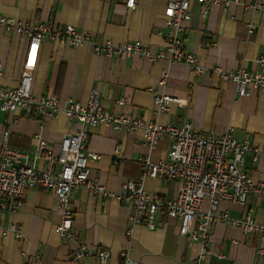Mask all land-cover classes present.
I'll use <instances>...</instances> for the list:
<instances>
[{
    "label": "crops",
    "instance_id": "obj_1",
    "mask_svg": "<svg viewBox=\"0 0 264 264\" xmlns=\"http://www.w3.org/2000/svg\"><path fill=\"white\" fill-rule=\"evenodd\" d=\"M253 1L236 0L224 8L190 0V18L183 22V45L198 57L206 69L203 73L194 74L185 63L138 54L125 58L96 55L90 43L72 47L44 40L33 68L32 93L84 104L89 92L95 90L108 111L160 125L188 122L195 130L216 134L231 128L238 141L264 147V91H252L235 100L234 82L222 80L213 70H261L257 59L264 57V14L249 7ZM165 6L166 0H136L134 9L126 7L125 0H0V15L30 23L51 22L59 29L71 24L91 35L95 43L139 40L149 55H155L165 42ZM250 24L255 26L251 33ZM27 45V37L0 26V86H17ZM163 74L165 82L159 84ZM149 89L183 103L170 102L165 110L157 111ZM120 98L124 104L117 102ZM85 129L90 176L111 191H121L128 179L138 177L137 158L148 154L151 161L158 162L170 145L169 138L163 136L149 149L140 131L130 133L105 125ZM5 130L10 146L33 154L36 135L45 141L46 149L56 152L62 136L73 131L74 125L62 112L40 117L15 109L8 114L0 111V143ZM44 162L43 158L34 160L38 168ZM244 170L251 181H264V157L253 161L252 154L245 153ZM143 184L159 199H170L177 192V183L167 178H145ZM71 200L76 239L64 238L53 229L61 219L57 196L40 187L27 189L20 206L1 216L0 230L13 225L22 236L11 232L3 237L0 231V264H93L97 248L109 252V264H121L122 251L131 264H264V252L259 251L264 241L223 220L211 223L207 252L199 258L201 243L188 242L178 232L179 221L163 212L158 216L162 224L156 229L139 223L127 235L128 204L101 193L91 194L83 187L72 191ZM219 207L239 220L250 212L264 224V198L251 194L243 205L221 202ZM79 243L85 246V254L74 260Z\"/></svg>",
    "mask_w": 264,
    "mask_h": 264
},
{
    "label": "built area",
    "instance_id": "obj_2",
    "mask_svg": "<svg viewBox=\"0 0 264 264\" xmlns=\"http://www.w3.org/2000/svg\"><path fill=\"white\" fill-rule=\"evenodd\" d=\"M150 1V0H148ZM236 0H197L200 5L219 4L227 7ZM190 0H166L163 12V22L167 28L163 33L164 45L155 55H149L148 49L139 41H126L115 44L113 41L95 43L91 35L82 33L71 24L63 29L55 28L51 22H24L0 15V26L5 31L24 35L28 39L25 58L19 82L16 87L0 86V111L8 114L15 109H22L28 115L40 117L54 116L63 113L74 125V130L64 134L58 150L45 148V141L36 135V146L33 154L13 148L8 144V130L2 134L0 143V219L5 212L16 210L27 189L40 187L52 191L58 199L60 222L53 228L60 236L76 239L74 226V209L71 193L78 187L86 188L89 193H101L104 197L113 198L130 206L128 215L129 227L126 234L130 235L135 224H143L149 230H154L160 224L159 214L163 212L167 218L179 221L178 232L187 238L188 242L199 241L201 249L198 257L207 252V242L211 238L210 225L214 221L223 220L238 225L251 235H257L264 241V224L258 223L250 212H245L242 218H232L227 211L221 209V202H232L243 205L249 195L264 198V181L253 182L244 170V154L250 152L253 161L264 157V147H257L248 140L238 141L231 128L223 133L198 131L190 123L183 125H160L143 118L123 113H114L104 109L99 101L97 91L88 94L87 102L82 104L71 99L61 101L56 97L36 96L31 86L33 71L36 64L39 45L44 40H56L72 47L90 43L96 55L109 58H125L133 54L151 59H165L166 62L187 64L194 74L205 72V67L199 63L198 57L185 50L182 33L183 22L190 18ZM125 6L134 9L136 0H125ZM249 7L264 14V0H254ZM255 26L250 24L248 32ZM257 61L261 70L248 71L239 68L225 71L214 67V72L222 80H230L236 85L235 100L249 96L252 91H264V57ZM165 74L159 79L164 84ZM153 94V103L157 111H163L168 103H183L179 98L166 93L149 89ZM124 104V99L117 100ZM105 125L113 129H124L130 133L141 132L143 140L149 149L165 136L170 140L167 155L158 162L150 160L149 155L137 158L140 165L136 179H128L121 191H111L91 178L88 165L90 155L86 148L88 133L85 127ZM116 155L118 149H115ZM43 158L45 161L38 168L34 160ZM57 167H53V164ZM145 178H167L177 183L176 195L170 199H159L149 193L143 184ZM206 207L204 208V202ZM2 236L11 232L21 237L22 233L13 225L2 228ZM264 252V248H259ZM109 252L97 248L93 264H109ZM124 258L121 264H131L122 251ZM85 254V246L79 243L72 259Z\"/></svg>",
    "mask_w": 264,
    "mask_h": 264
}]
</instances>
